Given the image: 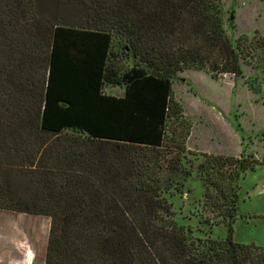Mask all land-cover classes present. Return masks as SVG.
Instances as JSON below:
<instances>
[{"label": "trees", "instance_id": "obj_1", "mask_svg": "<svg viewBox=\"0 0 264 264\" xmlns=\"http://www.w3.org/2000/svg\"><path fill=\"white\" fill-rule=\"evenodd\" d=\"M243 61L264 75V37L233 44L220 0H0V209L50 218L44 264H264L233 238L238 181L264 154L191 153L173 96L177 74L241 76ZM191 177L203 236L168 198Z\"/></svg>", "mask_w": 264, "mask_h": 264}, {"label": "rangeland", "instance_id": "obj_2", "mask_svg": "<svg viewBox=\"0 0 264 264\" xmlns=\"http://www.w3.org/2000/svg\"><path fill=\"white\" fill-rule=\"evenodd\" d=\"M41 3L47 6L48 0ZM220 5L224 28L233 44L241 35L264 37V0H220ZM112 51L122 68L134 63L120 33L112 35ZM256 77L262 78L257 94L247 83H253ZM104 91L121 96L123 87L105 86ZM173 96L182 109V122L188 129L186 146L191 153L200 157L206 153L234 156L253 153L262 158L264 75L258 69L243 61L241 76L226 74L216 78L203 71L188 70L174 78ZM189 184L182 193L168 198L176 218L195 229L196 236H203L199 229L206 230L207 226L199 221L210 213L202 209L203 190L199 180L191 177ZM238 185L239 212L233 238L237 242L264 246V165L248 172ZM27 219L17 226L13 212H0V264H27L29 258L31 264H44L50 219L43 216H27ZM225 235L223 226L213 229L214 237Z\"/></svg>", "mask_w": 264, "mask_h": 264}, {"label": "crops", "instance_id": "obj_3", "mask_svg": "<svg viewBox=\"0 0 264 264\" xmlns=\"http://www.w3.org/2000/svg\"><path fill=\"white\" fill-rule=\"evenodd\" d=\"M13 212V211H7V210H1L0 209V212ZM15 214V216H17V222H18V225L19 226L22 222H26L28 221L27 219V216L31 217V216H41V215H32V214H25V213H18V212H13ZM43 217H47V216H43ZM49 218V217H47ZM50 219V218H49ZM35 223V222H34ZM6 225H10L11 226V223H7ZM50 228V227H49ZM18 233V232H17ZM19 234V233H18ZM21 236V233L19 234ZM28 255V254H27ZM27 255H26V258H27ZM32 256V255H31ZM29 257V256H28ZM28 260V263L27 264H31V261H30V258L27 259Z\"/></svg>", "mask_w": 264, "mask_h": 264}]
</instances>
